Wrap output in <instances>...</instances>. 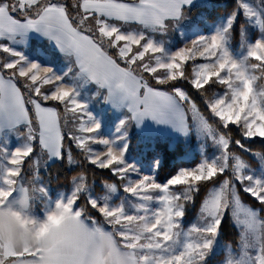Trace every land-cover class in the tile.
<instances>
[{
  "label": "rangeland",
  "instance_id": "374dc122",
  "mask_svg": "<svg viewBox=\"0 0 264 264\" xmlns=\"http://www.w3.org/2000/svg\"><path fill=\"white\" fill-rule=\"evenodd\" d=\"M15 1L17 7L24 9L41 0ZM204 1L80 0L79 8L85 10L86 21L93 26V31L111 37L110 48L122 66L133 74L116 89L107 85L110 93L77 76L75 69L70 70L71 61L69 70H63L56 62L58 59L64 64L72 56L83 66L95 64L97 43L107 49L105 42L102 45L69 23L61 5L49 4L31 20L12 16L7 4L0 3V31H4L0 32V201L18 209L9 212L7 217L24 221L25 225L30 220L22 216V212L31 210L27 190L14 185V176L30 151L35 135V123L27 115L23 89L37 123L39 145L47 151V161L59 156L61 134L56 109L39 101L55 100L75 114L71 132L75 119L79 132L72 138L78 148L86 151L89 160L101 168L117 163L114 170L122 180V187L110 184L105 186L104 193L90 195L92 205L106 221L96 217L91 223L89 217L87 221L81 220L93 228L106 230L118 246L128 249L130 264H203L215 248L225 250L227 258L221 264H264V219L256 208L241 201L233 182L243 180L244 189L264 202V162L260 155L250 154L255 160L252 162L231 153L227 139L186 100L182 90L175 88L167 92L149 84L150 77L159 83L172 81L180 76L184 61L196 59L191 78L194 85H203L214 77L225 86L209 102L212 114L224 124L244 125L250 137H264V89H254L255 74L246 63L248 57L264 62V17L257 0H239L257 36L252 39L247 33L238 51L229 49L224 35L231 16L213 24L199 15L201 22L196 24L182 10L184 6ZM90 13L109 20L119 19L112 23L97 16L92 18ZM13 31L22 35L16 37ZM67 31L83 34L68 35ZM105 31L109 32L105 34ZM34 34L39 37L31 38ZM103 37L99 39L104 40ZM99 61L104 66L103 58ZM145 72L150 77H144ZM138 85L141 92L137 94ZM68 114L63 116L61 128ZM135 131L139 133L141 149L129 154L128 137ZM147 140L150 145L146 144ZM164 140L168 146L181 140L188 150L185 157L197 153L199 161L193 166L178 168L172 176L160 181L155 178L160 157L144 162H140L143 161L140 157L147 148ZM33 162L35 167L42 165L38 156ZM226 168L232 172L233 181L225 178L212 185L197 219L187 229H181L180 194L172 191L170 185L186 182L188 177L202 179ZM223 193L229 195L231 217L241 235L236 248L220 245L210 235L218 222ZM42 196L44 209L57 205L63 209V215L72 209L75 191L67 195L65 190L58 189L57 195L51 198L43 190ZM51 217L49 214L44 220L50 221ZM2 250L0 240V253Z\"/></svg>",
  "mask_w": 264,
  "mask_h": 264
},
{
  "label": "trees",
  "instance_id": "16d2710c",
  "mask_svg": "<svg viewBox=\"0 0 264 264\" xmlns=\"http://www.w3.org/2000/svg\"><path fill=\"white\" fill-rule=\"evenodd\" d=\"M79 1L80 0H41L37 4L30 5L24 9L17 7L18 4L15 0H0V3H6L9 13L19 19L33 18L49 4L55 3L61 5L72 25L81 29V31H86L95 39H98L102 45H104L105 42V46H107L105 40L99 39L97 30L94 29L93 31V26L86 21V14L79 8ZM256 3L264 17V0H257ZM182 10L186 12L196 24L201 22L197 18L199 15L204 16L205 20L213 24L220 23L227 16H231V24L225 30L224 35L226 44L232 51H238L241 48L244 41L243 39L248 35L247 33H250V38L252 39L257 36L256 30L249 26L239 0H205L201 4L196 3L190 6H184ZM92 18H95V16L92 15ZM202 28L204 29V27ZM107 53L119 65H123L121 64L122 61L115 56L116 53L113 48L107 46ZM194 61L196 62V59L184 61L181 65L180 76L166 83H159L152 80L147 72L143 73V75L144 77H150L151 80L149 84L153 87L160 88L167 92H171L175 88L182 90L185 93L186 100L192 102L197 110L206 117L207 121L217 128L227 139L228 150L231 153L249 158L252 162L255 160L250 154H259L264 162V137H250L246 134L245 128L243 127L244 125L239 123L224 124L222 119L212 114L209 102L218 93L223 91L225 86L223 83H219L214 77L209 78L203 85H194L191 82ZM246 63L249 69L255 74L252 81L254 89H264L263 60L248 57L246 58ZM16 81L21 86L20 82L18 80ZM21 91L25 103L27 104V115L30 121L35 123V125H33L35 135H33L34 139L30 151L22 160L18 172L14 176V185L22 186L27 190V194L32 201L31 210L36 214H42L44 211L43 190L49 197L53 198L57 195L58 189H63L66 191L67 195L71 191H75L74 199L71 202V208L78 210L77 214L80 219H85L87 221V217H89L90 223L93 217L101 221L105 220L102 219L104 218L103 214L92 205L90 195L104 193L106 185L114 184L116 187H122V180L118 172L114 170L117 163L111 162L108 166L101 168L89 160L86 151L78 148L72 138L79 132L76 119L73 131L71 132L74 119L73 116L75 114L72 115L71 111L65 109L61 102L55 100L39 101V103L43 105L56 109L55 111L61 134L59 156L53 161H47L46 153L39 145L38 134L36 132L38 127L36 121H34L35 118L32 108L30 107L29 98L25 97L23 89ZM66 112L69 113L65 117L66 125L64 124L63 128H61L63 116H65ZM139 137V133L136 131L128 137L129 145L127 146V151H130V153L128 152L129 154H136L138 153L137 150L141 149L142 142L138 141ZM149 143L150 141L147 140L146 144L150 145ZM135 145H137V148H134ZM187 154V147L181 140H177L173 146H168L166 140L161 142L158 141V143H155L145 150L143 156L140 157L143 161L140 162L153 160L159 156L160 162L156 168L155 178L161 181L172 176L178 168L190 167L199 161V155H197V153H194L190 158L185 157ZM37 156L40 158V161H42V165L35 167L33 160ZM232 176L230 169L226 168L224 171L216 172L202 179L188 177L186 182L170 185L172 191L180 194L178 197V204L181 208L178 217L180 219L179 227L181 229H187V227L197 219L203 199L212 185L219 184L225 178H228V180L232 182ZM233 182L235 184L236 193L241 201L256 208L260 217L264 219V202L258 200L244 189L243 180ZM119 198L118 196L115 200L117 201ZM210 235H213L220 245L225 244L236 248L239 244L241 235L238 227L233 223L230 212L229 195L227 193H223V201L218 211V222L215 231L210 233ZM224 255L225 250L222 248H215L214 252L207 255L203 264H221V262L227 258V256L224 257ZM217 260H219V262ZM2 264H5V261H3Z\"/></svg>",
  "mask_w": 264,
  "mask_h": 264
},
{
  "label": "crops",
  "instance_id": "0c3cea01",
  "mask_svg": "<svg viewBox=\"0 0 264 264\" xmlns=\"http://www.w3.org/2000/svg\"><path fill=\"white\" fill-rule=\"evenodd\" d=\"M90 14L94 15L95 18L97 16L112 23H116V20L119 19L115 17L116 20H109V17L106 16H98L95 13ZM29 19L32 20V18ZM67 20L71 23L68 17ZM67 32L68 35L83 34L81 31ZM106 32L109 31H105V34ZM137 32L142 33L141 31ZM13 33L16 37L22 35L15 31ZM97 34L101 37L104 36L98 30ZM34 35L30 37H39L37 34ZM103 39L106 40V45L109 46L111 37H103ZM63 43L65 47L67 46L70 49L68 44ZM97 44L98 46L94 51L95 64H84L83 66L76 59H72V56H69L64 64L58 59L56 62L59 63L60 68L66 70V68H70L68 65L71 61L73 65L70 70L75 69L77 76L85 78L89 81V85L110 93L108 86L116 89L119 83L127 82L126 79L130 80V76H133V74H130L126 67L113 60L107 53V49L105 51L99 43ZM51 51L53 50L51 49L49 52ZM57 55V57L60 56L59 53ZM100 57L103 58L104 66L99 61ZM19 77L17 76V78ZM135 92L137 94L141 92L140 85L135 89ZM8 204L5 205L0 201V227L2 231V233L0 232V240L3 246L2 253H0V264L3 261H5V264H130V257L126 255L130 251L123 246H118L106 230L93 228L85 224L78 214L73 211L76 209L66 211L63 215V209L60 210L57 205L53 209L50 208V211L45 208L42 214H35L31 211L22 212L24 213L22 216L30 218L27 222L29 226L26 228L27 225L24 221L7 217L9 212L15 209L18 211L17 206ZM49 214L52 215L51 220L45 221L44 219Z\"/></svg>",
  "mask_w": 264,
  "mask_h": 264
}]
</instances>
